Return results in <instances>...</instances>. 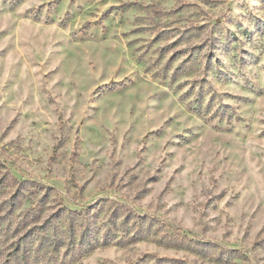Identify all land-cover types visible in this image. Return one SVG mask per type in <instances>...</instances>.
I'll list each match as a JSON object with an SVG mask.
<instances>
[{"label":"rangeland","instance_id":"obj_1","mask_svg":"<svg viewBox=\"0 0 264 264\" xmlns=\"http://www.w3.org/2000/svg\"><path fill=\"white\" fill-rule=\"evenodd\" d=\"M0 264H264V0H0Z\"/></svg>","mask_w":264,"mask_h":264},{"label":"trees","instance_id":"obj_2","mask_svg":"<svg viewBox=\"0 0 264 264\" xmlns=\"http://www.w3.org/2000/svg\"><path fill=\"white\" fill-rule=\"evenodd\" d=\"M63 217H67L70 223L61 230L60 237L52 242V238L56 237V234L50 235L53 230L57 229L56 225H59ZM92 219L95 220V216L89 213V210H84L83 212H73L68 208H61L56 213L52 214L44 224H42L43 229H47V234L45 238L51 240L54 247L60 246L63 243H68V245H76V250L81 251L86 247H93L95 242V232L94 223ZM80 232H79V230ZM52 234V233H51ZM65 235V237H63ZM52 236V237H51ZM68 241V242H67Z\"/></svg>","mask_w":264,"mask_h":264}]
</instances>
